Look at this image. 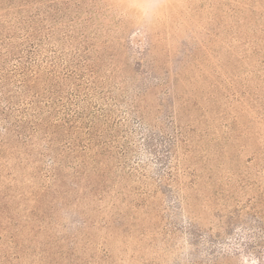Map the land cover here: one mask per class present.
Listing matches in <instances>:
<instances>
[{
  "label": "rangeland",
  "instance_id": "obj_1",
  "mask_svg": "<svg viewBox=\"0 0 264 264\" xmlns=\"http://www.w3.org/2000/svg\"><path fill=\"white\" fill-rule=\"evenodd\" d=\"M240 1L57 0L63 20L75 17L77 31L115 54L128 82L147 88L152 116L185 111L187 130L204 133L198 148L224 144L223 110L247 129L226 155L207 163L193 152L177 165L168 153L171 124L162 133L156 126L152 139L131 120L136 143L121 140L130 151L111 178L116 203L81 228L70 225L85 263L264 264V47L253 41L264 0ZM187 165L201 166L197 187L211 174L209 184L192 190ZM146 189L157 194L142 204L137 193ZM179 189L185 201L172 212Z\"/></svg>",
  "mask_w": 264,
  "mask_h": 264
},
{
  "label": "trees",
  "instance_id": "obj_2",
  "mask_svg": "<svg viewBox=\"0 0 264 264\" xmlns=\"http://www.w3.org/2000/svg\"><path fill=\"white\" fill-rule=\"evenodd\" d=\"M77 22L63 20L57 0H0V264H87L79 253V229L71 231L70 225L81 228L109 201L116 203L111 178L130 151L121 140L136 143L131 120L152 139L156 126L162 133L171 124L168 153L177 165L193 152L208 163L247 135L236 114L223 110L224 144L198 148L204 133L187 130L192 119L185 111L152 116L147 88L128 82L115 54L77 31ZM256 34L255 48L261 50L264 24ZM148 153L146 159L154 152ZM199 170L193 165L190 172L188 185L195 191L211 178L197 187ZM156 194L137 193L142 204ZM183 194L176 191L172 212L182 207Z\"/></svg>",
  "mask_w": 264,
  "mask_h": 264
}]
</instances>
